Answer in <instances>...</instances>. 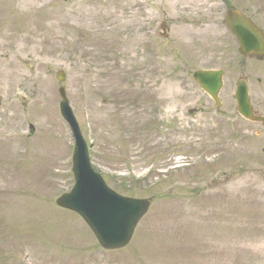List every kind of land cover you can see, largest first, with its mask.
Listing matches in <instances>:
<instances>
[{"label": "rangeland", "instance_id": "obj_1", "mask_svg": "<svg viewBox=\"0 0 264 264\" xmlns=\"http://www.w3.org/2000/svg\"><path fill=\"white\" fill-rule=\"evenodd\" d=\"M229 8L264 30V0H0V264H264V145L227 113L264 66ZM197 69L224 71L219 109ZM60 86L94 171L149 202L123 249L54 204L73 185Z\"/></svg>", "mask_w": 264, "mask_h": 264}, {"label": "water", "instance_id": "obj_2", "mask_svg": "<svg viewBox=\"0 0 264 264\" xmlns=\"http://www.w3.org/2000/svg\"><path fill=\"white\" fill-rule=\"evenodd\" d=\"M226 26L232 32L244 55L264 57V39L261 32L236 11L226 15ZM59 82L64 81L63 73H58ZM199 86L215 101L220 86V72H199L194 75ZM60 113L67 122L74 138L73 175L74 186L56 200V205L78 214L92 231L99 245L105 250H117L125 247L134 228L149 203L121 197L108 189L99 175L95 174L88 159L86 145L80 136L77 124L68 106L64 89L59 88ZM235 98L243 115L248 116L249 106L245 90H237Z\"/></svg>", "mask_w": 264, "mask_h": 264}, {"label": "flooded vegetation", "instance_id": "obj_3", "mask_svg": "<svg viewBox=\"0 0 264 264\" xmlns=\"http://www.w3.org/2000/svg\"><path fill=\"white\" fill-rule=\"evenodd\" d=\"M248 60L260 64L262 63V65L264 66V58L261 60H256V59H248ZM262 76H264V74ZM237 83H242L246 87V91L248 93L249 102H250V115L252 116L253 120H248L242 117L237 111L235 103L232 110H230L227 113L232 115L235 120L239 119L241 124L244 126V129L242 131L240 129L239 134L241 135L248 134V136H250L252 139V144L254 145H264V79H262L261 77H257L255 79L249 80V78H247L246 76L238 77L231 85L232 87L231 98L233 92L236 90L237 86L239 85V84L237 85ZM223 86H224V82H222V86L219 91V97L223 89ZM190 112L191 114L194 115L195 113L201 111H199L196 108L190 110ZM263 154H264V149H262V155Z\"/></svg>", "mask_w": 264, "mask_h": 264}]
</instances>
